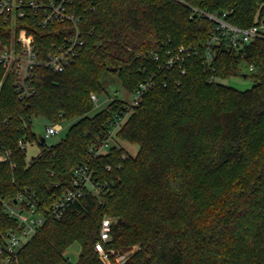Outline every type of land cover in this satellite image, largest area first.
Masks as SVG:
<instances>
[{
  "label": "trees",
  "instance_id": "trees-1",
  "mask_svg": "<svg viewBox=\"0 0 264 264\" xmlns=\"http://www.w3.org/2000/svg\"><path fill=\"white\" fill-rule=\"evenodd\" d=\"M69 9L79 17L83 45L63 72L36 65L33 92L20 98L16 74L0 64V247L2 234L17 226L3 202L33 195L40 209H51L84 165L107 193L102 201L87 193L59 219L47 216L10 264H72L65 253L75 243L76 264H103L95 244L106 218L111 264L127 253L123 264H264V40L216 47L207 64L214 25L195 11L226 13L229 23L248 28L264 18V0H72ZM38 22L35 15L14 23L0 17V43L10 46L26 30L43 62L73 26ZM180 48L182 69L169 68ZM242 64L254 69L246 74L250 89L218 81L237 76ZM107 76L128 94L153 83L116 133L117 141L139 147L135 156L117 146L106 155L92 151L129 107L115 98L89 115ZM34 118L76 121L59 143L42 139L28 161Z\"/></svg>",
  "mask_w": 264,
  "mask_h": 264
},
{
  "label": "built area",
  "instance_id": "built-area-1",
  "mask_svg": "<svg viewBox=\"0 0 264 264\" xmlns=\"http://www.w3.org/2000/svg\"><path fill=\"white\" fill-rule=\"evenodd\" d=\"M72 0H0V17L5 21L14 23L18 19H24L31 15L39 17V25L46 27L52 23L70 22L73 26V34L67 38L62 46L54 53H50L41 62L37 59L35 51V41L33 36L26 30L19 31L18 35H13L10 46L0 43V64L6 70L13 71L17 76V91L20 98L29 96L33 92L31 78L36 65H43L53 72H63L78 55V49L83 45L80 39L78 28L79 17L75 12H71L69 7ZM199 16L205 17L213 22L214 28L210 32L209 39L204 50V61L210 64L215 55V48L223 46L228 50H238L245 45H249L256 40H264V18L248 28H240L226 20V13L211 14L195 10ZM185 55L183 48L178 53L170 56L167 62L169 68L176 63H181ZM182 64L178 67L182 69ZM253 67H249L252 72ZM184 73V70H182ZM153 83L141 84L133 95V101L128 103V111L122 116H116L109 124L106 138L98 141L92 148L94 155H106L115 145L116 133L126 122L129 111L137 106L143 96L151 89ZM93 102L98 100L96 95H92ZM62 131L59 124H52L46 127L44 140L58 135ZM115 143V144H114ZM118 147V146H117ZM6 160V156H0V162ZM94 171L90 166L84 165L74 172L73 187L57 202L51 209H40L39 203L33 195L20 194L14 200L16 203L3 202L4 211L17 222V226L10 228L2 234L3 247H0V264H10L17 256L19 250L25 245L43 225L46 217L59 219L64 210L72 203L79 201L85 194L91 193L101 201L106 195L108 185H100L94 176ZM112 219L106 218L100 227L99 240L95 244V252L98 253L103 264H111V257L114 256L112 250L106 249V244L111 240ZM120 256L115 258L117 264H121Z\"/></svg>",
  "mask_w": 264,
  "mask_h": 264
},
{
  "label": "rangeland",
  "instance_id": "rangeland-1",
  "mask_svg": "<svg viewBox=\"0 0 264 264\" xmlns=\"http://www.w3.org/2000/svg\"><path fill=\"white\" fill-rule=\"evenodd\" d=\"M248 72H249V67L246 66L245 64H242L241 72L239 73V75L231 76L225 80H218V81L225 86H229L240 91H246L254 85V81L250 77L247 78L242 77L243 74H247ZM103 84L105 86L106 92L97 97L98 100L94 102V109L89 114L90 116H93L96 113L106 109L112 99L118 98L120 100H125L128 103L133 101V95L128 94L125 91V89L121 86L120 82L113 81L107 76L103 78ZM75 121L76 119L59 123V125L62 127V131L58 135L46 139L45 140L46 144L54 145L59 143L65 137L66 133L68 132V129ZM32 123H33L32 130L37 137V141H35L32 144L25 145L27 149L28 161H30L40 152L39 142H41V140L44 139L46 127L48 126L47 122L42 118H34ZM115 143H114L115 145H117L118 147H123L126 152H128L130 155L133 156H135L139 150V147L137 145H131L117 140H115ZM135 249L136 247L134 248V250ZM80 252H81V248L79 244L75 243L66 251L65 256L72 264H76L79 260ZM127 256L128 253L124 255H120V258H122L121 264L124 263Z\"/></svg>",
  "mask_w": 264,
  "mask_h": 264
},
{
  "label": "water",
  "instance_id": "water-1",
  "mask_svg": "<svg viewBox=\"0 0 264 264\" xmlns=\"http://www.w3.org/2000/svg\"><path fill=\"white\" fill-rule=\"evenodd\" d=\"M238 75H239V74H238ZM246 76H247L246 74H243V75H242V77H244V78H246ZM42 142L44 143L45 140L43 139ZM14 203H16V201H14Z\"/></svg>",
  "mask_w": 264,
  "mask_h": 264
}]
</instances>
